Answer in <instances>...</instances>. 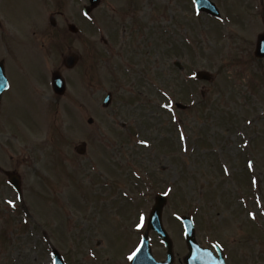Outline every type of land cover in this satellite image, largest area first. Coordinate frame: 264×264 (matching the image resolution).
I'll list each match as a JSON object with an SVG mask.
<instances>
[{"label": "rangeland", "instance_id": "obj_1", "mask_svg": "<svg viewBox=\"0 0 264 264\" xmlns=\"http://www.w3.org/2000/svg\"><path fill=\"white\" fill-rule=\"evenodd\" d=\"M210 1L218 20L192 0H0V264H122L158 194L170 237V210L192 214L264 264V0Z\"/></svg>", "mask_w": 264, "mask_h": 264}, {"label": "flooded vegetation", "instance_id": "obj_2", "mask_svg": "<svg viewBox=\"0 0 264 264\" xmlns=\"http://www.w3.org/2000/svg\"><path fill=\"white\" fill-rule=\"evenodd\" d=\"M1 31V30H0ZM1 38V37H0ZM106 202V201H104ZM110 203V202H109ZM110 205V204H108ZM111 207V206H109ZM171 212H175V210H170ZM165 210L163 209V213ZM144 231L146 228L147 216L144 214ZM193 222V227L195 230V241L197 245L203 250L207 251V255L216 260L217 264H239L238 263V242L235 240L228 245L226 235L221 230H224L226 226L221 223L220 225H201L198 217L192 215L190 216ZM172 220L167 223V228L174 230V234L177 237L171 236V246L172 253L167 252L164 244L157 238L155 233H150V235L154 238L150 241V252L153 262H149L147 260L140 259L139 264H160L163 263L167 258L171 257V264H185V258L188 254L187 244L184 239V228L183 224L180 222L181 217L172 215L170 216ZM143 223V221H142ZM207 223V222H206ZM213 223V222H212ZM144 231H138L132 233L135 236V239L138 242L141 240ZM213 240V241H212ZM158 247H154V245ZM137 249L131 254H127L124 256L122 264H131L134 254Z\"/></svg>", "mask_w": 264, "mask_h": 264}, {"label": "water", "instance_id": "obj_3", "mask_svg": "<svg viewBox=\"0 0 264 264\" xmlns=\"http://www.w3.org/2000/svg\"><path fill=\"white\" fill-rule=\"evenodd\" d=\"M89 1L91 5L84 9L85 14H88L92 9H94L99 4L100 0H89ZM194 2H195V8L197 11L205 12L215 18L220 17L219 11L215 7V5L209 0H194ZM69 30L72 32H76V29L73 26H69ZM254 55L257 58H264V32L258 35L257 37ZM76 63H77V57L73 54H69L64 59V65L67 68H72L73 66H75ZM176 66H179V64L176 63ZM195 77L198 80H204V81L211 80V76L209 75V73L203 72V71L197 72L195 74ZM51 83H52L53 91L57 95H62L65 92V83L60 74L58 73L52 74ZM6 89H7V83L4 78V74H3V66L2 64H0V98H1V94ZM110 102H111V95L107 94L106 98L103 101V106L107 107L110 104ZM87 122L91 124L93 121L92 119H88ZM76 151L79 154H83L85 152V145L81 144L80 146L77 147ZM8 178H9L10 184L19 193L20 182H19L18 177L16 175L9 174ZM165 201H166V198L163 195H157L155 197V204L151 210L149 220H148V228L149 230L155 231L158 234L159 238L166 241L168 244L169 240H168L167 234L165 233V230H163V227L161 225V212L165 204ZM183 222L186 226V236H185L186 242L189 246L190 255L193 256L191 262L188 256L186 263L187 264H211L209 261H201V259L205 257H202L199 259V256L203 255V252H201V250L198 248L197 244L195 243L192 224L190 220H186V219H184ZM54 264H64L61 256L56 252H54Z\"/></svg>", "mask_w": 264, "mask_h": 264}, {"label": "snow or ice", "instance_id": "obj_4", "mask_svg": "<svg viewBox=\"0 0 264 264\" xmlns=\"http://www.w3.org/2000/svg\"><path fill=\"white\" fill-rule=\"evenodd\" d=\"M9 203H12L11 201H9ZM143 219V217H141V220Z\"/></svg>", "mask_w": 264, "mask_h": 264}]
</instances>
